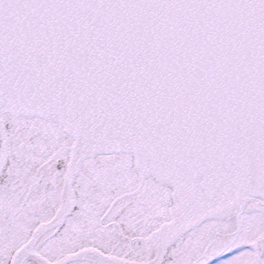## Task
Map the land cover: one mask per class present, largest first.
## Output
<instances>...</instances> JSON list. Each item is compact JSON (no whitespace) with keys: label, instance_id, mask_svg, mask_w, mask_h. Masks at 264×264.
<instances>
[{"label":"snow or ice","instance_id":"obj_1","mask_svg":"<svg viewBox=\"0 0 264 264\" xmlns=\"http://www.w3.org/2000/svg\"><path fill=\"white\" fill-rule=\"evenodd\" d=\"M0 264H264V0H0Z\"/></svg>","mask_w":264,"mask_h":264}]
</instances>
